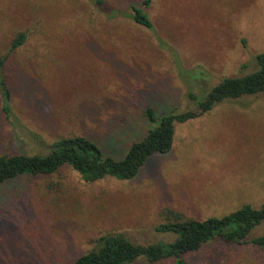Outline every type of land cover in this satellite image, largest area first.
<instances>
[{"label": "rangeland", "instance_id": "1", "mask_svg": "<svg viewBox=\"0 0 264 264\" xmlns=\"http://www.w3.org/2000/svg\"><path fill=\"white\" fill-rule=\"evenodd\" d=\"M106 1L131 14V1L142 0ZM149 17L185 70H205L203 92L258 69L264 0H154ZM32 27L7 63L15 78L12 121L0 97V156L44 155L71 135L101 142L122 120L141 125L148 88H156L152 106L160 113L197 112L186 95L200 89L180 78L170 50L131 19L111 21L80 0H0V53L17 29ZM134 135L127 129L107 149L125 150ZM20 184V191L0 187V264H72L109 233L136 244L172 242L175 236L157 231L160 225L222 218L264 203V94L224 101L176 123L172 150L149 158L134 179L86 182L66 166ZM260 235L264 225L250 238ZM262 254L249 245L211 244L187 259L264 264Z\"/></svg>", "mask_w": 264, "mask_h": 264}, {"label": "trees", "instance_id": "2", "mask_svg": "<svg viewBox=\"0 0 264 264\" xmlns=\"http://www.w3.org/2000/svg\"><path fill=\"white\" fill-rule=\"evenodd\" d=\"M80 1L88 2L97 14L111 21L125 16L136 25L152 32L157 42L170 50L180 78L184 81L190 80L193 87L200 89L197 94L189 88L186 95L196 105L197 112L160 113L152 106L156 101V88L145 89L141 95L145 107L141 125L122 120L118 127L102 137L101 142L81 135L62 137L44 155H1L0 187L7 186L8 189L20 191L23 188L20 184L22 179L51 175L66 166L86 182L105 178L134 179L149 158L167 154L172 150L176 123L196 119L224 101L264 94V53L256 57L258 69L255 72L242 77L225 78L203 92V83H207L204 78L205 70L201 66L190 71L185 70L176 53L155 33L149 17L154 0L131 1V14L120 11L106 0ZM34 27L27 30L17 29L8 49L5 53H0V97L3 111L10 121L13 94L9 83L14 76L10 71L13 68L7 70V63L27 44L31 34L35 32L34 29L36 30ZM43 28L42 26L37 31L38 37L44 33ZM127 129L135 132L133 143L127 145L125 150L114 153L107 149L109 141L116 139ZM262 225L264 203L260 207L247 204L222 218L187 219L160 225L157 231L175 236L174 241L169 243L143 245L132 242L122 234H105L96 240L91 251L77 257L72 264H136L143 259L152 264L168 260H172L173 264H190L187 259L189 256L199 255L211 244L227 247L249 245L263 252V258L259 262L264 263V235L250 238Z\"/></svg>", "mask_w": 264, "mask_h": 264}]
</instances>
